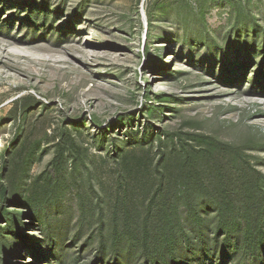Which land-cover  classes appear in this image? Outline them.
Returning <instances> with one entry per match:
<instances>
[{
    "label": "rangeland",
    "instance_id": "obj_1",
    "mask_svg": "<svg viewBox=\"0 0 264 264\" xmlns=\"http://www.w3.org/2000/svg\"><path fill=\"white\" fill-rule=\"evenodd\" d=\"M168 135L209 144L197 170L214 197L223 176L237 201L251 171L264 187V0H0V264H143L125 243L98 259V234L118 201L141 212L161 175L183 193ZM196 199L212 247L215 209Z\"/></svg>",
    "mask_w": 264,
    "mask_h": 264
},
{
    "label": "trees",
    "instance_id": "obj_2",
    "mask_svg": "<svg viewBox=\"0 0 264 264\" xmlns=\"http://www.w3.org/2000/svg\"><path fill=\"white\" fill-rule=\"evenodd\" d=\"M153 96L160 99L162 93H155ZM62 134L56 143L58 150L54 160L59 168L65 158V150L61 148ZM160 136L157 137L159 145L162 144ZM167 139L171 144L170 154L176 153L181 157V169L177 179L184 189L183 193L173 195L170 192V183L167 184L161 175L141 212L131 207L125 199L118 201L111 216V227L108 234L105 235L100 228L96 257L100 259L107 249L114 256H118L125 243L128 248L139 253L143 264H179V251L182 249L190 251L194 264H199L198 260H201L205 253L211 262L216 260L219 262L217 264H223V255L230 251L236 255L235 264L245 262L256 264L264 248V187L261 175L251 171L250 176L246 174L239 178L237 181V189L241 196L239 201L230 195L229 184L231 182L228 178L225 176L218 178L219 196L214 197L213 192L216 189L209 188L198 175L197 170L198 161L204 155L210 154L209 146L203 147L206 142L192 138L195 143L188 145L177 135H170ZM166 161L169 163V160L166 159ZM247 167L250 171L248 164ZM40 177L34 179V184L39 181ZM198 196H207L208 203L215 209L212 247L204 239V222L196 199ZM180 198L186 215L197 228L200 238L198 248L193 247L192 240L183 225L179 211ZM26 201L30 207V216L39 218L38 213L43 206L44 197L41 198L40 194H33L26 198ZM0 214L3 213L0 212ZM8 221L5 229L21 233L19 225L13 218ZM100 225L102 226V222ZM0 231L2 232L1 228ZM1 232L0 235L3 233ZM1 250L2 248L0 252Z\"/></svg>",
    "mask_w": 264,
    "mask_h": 264
}]
</instances>
